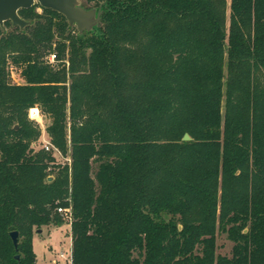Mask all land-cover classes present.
<instances>
[{"label": "trees", "instance_id": "1", "mask_svg": "<svg viewBox=\"0 0 264 264\" xmlns=\"http://www.w3.org/2000/svg\"><path fill=\"white\" fill-rule=\"evenodd\" d=\"M80 1L100 26L0 25V264L61 206L72 264H264V0Z\"/></svg>", "mask_w": 264, "mask_h": 264}, {"label": "water", "instance_id": "2", "mask_svg": "<svg viewBox=\"0 0 264 264\" xmlns=\"http://www.w3.org/2000/svg\"><path fill=\"white\" fill-rule=\"evenodd\" d=\"M36 3L63 14L71 26H76L79 33L100 26L102 7L85 8L80 0H0V25L5 28V22L11 21L12 25L24 29L30 24V21L22 17L19 11ZM183 139L190 140L191 136L189 133H185ZM51 179L52 176H49V180ZM40 231L42 229L38 230V232ZM10 235L14 245L17 246L19 232L12 231ZM16 257L19 258L20 256L16 255Z\"/></svg>", "mask_w": 264, "mask_h": 264}, {"label": "crops", "instance_id": "3", "mask_svg": "<svg viewBox=\"0 0 264 264\" xmlns=\"http://www.w3.org/2000/svg\"><path fill=\"white\" fill-rule=\"evenodd\" d=\"M69 229L64 231L66 234L67 245L63 243L62 231L63 225L51 228H44L41 232H36L33 238L34 250L37 254L38 264H41V259L48 260L50 264H62L66 261L67 264H72L68 258L72 250L71 225ZM65 246L61 249V246ZM63 254V256H62Z\"/></svg>", "mask_w": 264, "mask_h": 264}, {"label": "rangeland", "instance_id": "4", "mask_svg": "<svg viewBox=\"0 0 264 264\" xmlns=\"http://www.w3.org/2000/svg\"><path fill=\"white\" fill-rule=\"evenodd\" d=\"M35 6H36L35 9H36L37 12H39V13L43 12V8H42V6L40 4H36ZM50 55H46L45 56L46 59L49 58ZM7 70H8L9 78L11 77L12 80H17L18 82H21V83L25 82L23 76L22 77H18L16 75L15 67L13 65L9 66L7 68ZM29 114H30V118L32 120H34L37 123V125L40 127V129H41V135H40L39 139L36 141V143H37L36 147H39L42 143L48 142V134H47V131H46V127L49 124L50 119H49V117L46 114L43 113V111L41 110V108L39 106L34 107V109L32 111H30ZM59 155H60L62 160H67V158L62 157V155L60 153H59ZM64 220H65V223L63 224V228H62L63 232L69 229L68 226L70 225L71 219L68 216L64 215ZM66 234L67 233L63 234L64 236H62L63 237V243L65 245H67V241L65 239L66 238ZM232 245H233L232 241L227 239L225 234L220 235L219 238H218V250H217V252L221 253V254L231 255ZM64 247H65L64 245L61 246V249H63ZM71 262H72V259H71ZM41 264H50V262L48 260H45V259L42 260L41 259ZM62 264H67V263H66V261H63Z\"/></svg>", "mask_w": 264, "mask_h": 264}, {"label": "built area", "instance_id": "5", "mask_svg": "<svg viewBox=\"0 0 264 264\" xmlns=\"http://www.w3.org/2000/svg\"><path fill=\"white\" fill-rule=\"evenodd\" d=\"M56 58H57V54H56V53H52V54L50 55V57H49V59H50L51 61H55ZM14 77H15V76H14ZM45 148H46L47 150H50V149H51V144L49 143V141L45 143ZM58 211L61 212V213L64 214V215L68 216V217L71 219V209H70L69 207H62V206H61V207H58ZM62 256H63V254H62ZM68 258H69L70 260L72 259V251H71V254L69 255Z\"/></svg>", "mask_w": 264, "mask_h": 264}]
</instances>
